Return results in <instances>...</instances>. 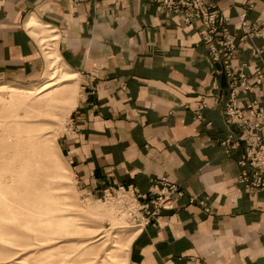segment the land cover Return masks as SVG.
Listing matches in <instances>:
<instances>
[{"label":"crops","instance_id":"0c3cea01","mask_svg":"<svg viewBox=\"0 0 264 264\" xmlns=\"http://www.w3.org/2000/svg\"><path fill=\"white\" fill-rule=\"evenodd\" d=\"M247 2L213 0L233 35L229 68L251 86L235 100L245 112L249 102L264 107V81L254 75L264 29L242 40L238 19L244 12L263 27L264 0ZM199 28L151 0H0V83L42 78L41 38L76 74L79 99L60 150L80 185H131L148 198L163 178L181 192L138 230L127 264H264V189L237 180L242 142L222 144L238 133L223 115L231 79L208 57Z\"/></svg>","mask_w":264,"mask_h":264},{"label":"rangeland","instance_id":"374dc122","mask_svg":"<svg viewBox=\"0 0 264 264\" xmlns=\"http://www.w3.org/2000/svg\"><path fill=\"white\" fill-rule=\"evenodd\" d=\"M46 41L48 67L56 61L48 88L38 92L49 68L37 82L10 84L25 93L0 91V264H127L140 225L107 188L81 186L63 157L79 85Z\"/></svg>","mask_w":264,"mask_h":264},{"label":"built area","instance_id":"2783aa9c","mask_svg":"<svg viewBox=\"0 0 264 264\" xmlns=\"http://www.w3.org/2000/svg\"><path fill=\"white\" fill-rule=\"evenodd\" d=\"M158 10L170 14L181 15L184 23H198L199 34L207 48L208 57L215 62H222L227 69V76L231 79L229 84V97L224 103L223 114L226 122L234 123L237 127V139L230 143L224 140L223 145L227 149L236 148L240 142L244 145L243 152L239 155L237 164L240 172L237 176L238 182L247 190L258 191L264 189V107L257 106L255 102L246 105V112L240 109L236 103V97L241 92H248L251 86L248 82L236 80L235 75L229 68V59L236 51L233 46V35L228 28V19L213 3V0H151ZM248 5H253V0H248ZM239 27L242 30L241 39L251 40L259 36L263 27L249 25L246 14L241 12L238 15ZM260 50L255 48V54ZM256 83L264 81V61L255 70ZM243 77V76H242ZM248 115L249 118L246 116ZM197 117H201L197 112ZM253 117V120H250ZM117 197L126 201L129 215H133V226L144 225L156 219L159 212L164 209H172V197L181 192L174 184L168 183L163 178L156 181L150 190V197L146 198L138 190L129 186L109 187Z\"/></svg>","mask_w":264,"mask_h":264},{"label":"bare ground","instance_id":"6f19581e","mask_svg":"<svg viewBox=\"0 0 264 264\" xmlns=\"http://www.w3.org/2000/svg\"><path fill=\"white\" fill-rule=\"evenodd\" d=\"M55 62H56L55 60H52L49 62L48 68L50 72H48V74L46 75V81L44 80V82H42L39 85L38 92H40L41 90L43 91L46 88H48V86L50 85V82L56 79V63ZM4 90H10L16 93H25L27 91L26 88H23V87L11 86L8 83H0V91H4Z\"/></svg>","mask_w":264,"mask_h":264}]
</instances>
